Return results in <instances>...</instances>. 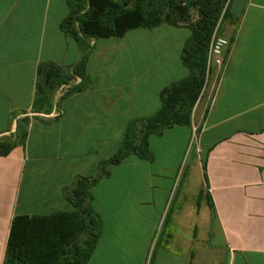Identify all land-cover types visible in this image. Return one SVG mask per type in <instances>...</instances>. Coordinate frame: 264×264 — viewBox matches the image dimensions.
Returning <instances> with one entry per match:
<instances>
[{"label": "crops", "instance_id": "obj_1", "mask_svg": "<svg viewBox=\"0 0 264 264\" xmlns=\"http://www.w3.org/2000/svg\"><path fill=\"white\" fill-rule=\"evenodd\" d=\"M69 13L67 0H0V139L26 133L0 156V264L15 217L74 211L64 189L98 174L129 123L154 118L161 91L190 75L188 28L132 30L89 40L87 81L73 76L36 106L39 66L72 73L82 59L61 30ZM221 32L226 65L211 70L191 127L151 135V160L130 156L92 188L102 231L89 264H264V0H229Z\"/></svg>", "mask_w": 264, "mask_h": 264}, {"label": "trees", "instance_id": "obj_2", "mask_svg": "<svg viewBox=\"0 0 264 264\" xmlns=\"http://www.w3.org/2000/svg\"><path fill=\"white\" fill-rule=\"evenodd\" d=\"M67 3L70 13L61 23V30L80 45L83 56L72 73L50 63L39 66L36 106L50 108L52 93L69 84L73 76L87 81L86 66L92 50L89 40L119 39L132 30L154 29L164 24L188 28L192 35L182 52V62L190 75L161 91L162 106L154 118L129 123L120 150L100 163L98 174L78 176L64 189V197L74 211L14 218L4 264H89L102 231V222L91 204L92 188L110 176L112 167L130 156L151 160V135L160 136L177 125L191 127L194 107L211 72L209 48L222 17L227 15L229 0H67ZM192 10L197 11L196 21L192 19ZM25 140L24 131L17 141L0 139V156H8Z\"/></svg>", "mask_w": 264, "mask_h": 264}, {"label": "built area", "instance_id": "obj_3", "mask_svg": "<svg viewBox=\"0 0 264 264\" xmlns=\"http://www.w3.org/2000/svg\"><path fill=\"white\" fill-rule=\"evenodd\" d=\"M219 31L220 29L217 27L209 48L208 69L210 71L213 68L223 69L225 67L231 46L230 40L222 36Z\"/></svg>", "mask_w": 264, "mask_h": 264}, {"label": "rangeland", "instance_id": "obj_4", "mask_svg": "<svg viewBox=\"0 0 264 264\" xmlns=\"http://www.w3.org/2000/svg\"><path fill=\"white\" fill-rule=\"evenodd\" d=\"M194 14H195V16L198 15L196 10L194 11ZM226 18H227V15L225 17H222V19H221V25H223V26L225 25ZM221 25H220V31L219 32H220V34L222 36H224L223 33L221 32ZM207 79H208V77H207ZM195 143H196V140H195V136H194V137H192V139H191V141L189 143V148H188V151H187V154H186L185 164L184 165L187 164L188 166H191V164L193 162V156L191 155V153H193V151L195 149Z\"/></svg>", "mask_w": 264, "mask_h": 264}]
</instances>
